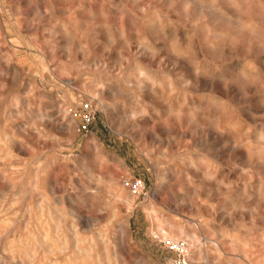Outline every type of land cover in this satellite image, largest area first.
Returning a JSON list of instances; mask_svg holds the SVG:
<instances>
[{
	"label": "rangeland",
	"instance_id": "rangeland-1",
	"mask_svg": "<svg viewBox=\"0 0 264 264\" xmlns=\"http://www.w3.org/2000/svg\"><path fill=\"white\" fill-rule=\"evenodd\" d=\"M168 238L264 264V0H0V264H166Z\"/></svg>",
	"mask_w": 264,
	"mask_h": 264
},
{
	"label": "built area",
	"instance_id": "built-area-1",
	"mask_svg": "<svg viewBox=\"0 0 264 264\" xmlns=\"http://www.w3.org/2000/svg\"><path fill=\"white\" fill-rule=\"evenodd\" d=\"M81 110L82 115L79 130L87 131L88 127L95 119L96 109L91 102H86L81 105ZM122 184L138 197L145 195V184L138 177H126L122 179ZM162 243L165 248L172 253V256L167 260L166 264H194L190 260L191 249L186 240L168 238L164 239Z\"/></svg>",
	"mask_w": 264,
	"mask_h": 264
},
{
	"label": "bare ground",
	"instance_id": "bare-ground-1",
	"mask_svg": "<svg viewBox=\"0 0 264 264\" xmlns=\"http://www.w3.org/2000/svg\"><path fill=\"white\" fill-rule=\"evenodd\" d=\"M195 3V2H194ZM207 6H208V4H207ZM222 16V15H221ZM150 54V53H149ZM148 55V54H147ZM156 57V56H155ZM180 57V56H179ZM176 61V60H175ZM190 65V64H189ZM183 66V65H182ZM187 67V66H186ZM189 68V67H188ZM186 69V68H185ZM204 70H206V69H204ZM201 75H202V73H201ZM209 80V79H208ZM204 81V80H203ZM112 85V84H111ZM118 86V85H117ZM144 87V86H143ZM147 87V86H146ZM205 88V87H204ZM209 88V87H208ZM115 89V88H114ZM210 89H211V87H210ZM192 103V102H191ZM19 111V110H18ZM8 112V111H7ZM16 112H17V110H16ZM9 115V114H8ZM30 115V114H29ZM46 115V114H45ZM12 116V115H11ZM38 116H40V115H38ZM192 116V115H191ZM190 116V117H191ZM44 118V117H43ZM48 118V117H47ZM194 118V117H193ZM53 120V119H52ZM55 120V119H54ZM7 135V134H6ZM3 160V159H2ZM194 166V165H193ZM94 197V196H93ZM15 203V202H14ZM44 204V203H43ZM40 205V204H39ZM42 205V204H41ZM3 206V205H2ZM4 207V206H3ZM48 207V206H47ZM16 209V208H15ZM58 209V208H57ZM14 210V209H13ZM15 211V210H14ZM45 211V210H44ZM50 213V212H49ZM55 213V212H54ZM52 214V213H51ZM50 214V215H51ZM57 214V213H56ZM29 216V215H28ZM58 220V219H57ZM56 221V220H55ZM4 224H5V222H4ZM72 224V223H71ZM83 224V223H82ZM3 226V225H2ZM39 226V225H38ZM56 226L57 227H60V225L59 224H56ZM73 227V226H72ZM77 227V226H76ZM42 228V227H41ZM53 228V227H52ZM37 229V228H36ZM39 230H40V228H39ZM75 232V231H74ZM40 235V234H39ZM38 235V236H39ZM56 236V235H55ZM37 237V236H36ZM59 239H61L62 240V242L64 243V244H70L69 243V241L67 240V236L66 235H62V236H59ZM56 240V239H55ZM101 240V239H100ZM215 241V240H214ZM78 242H79V240L75 237V235L73 236V239H72V241H71V244H73V246H74V248L76 249V250H79V251H81V248H79L78 247ZM104 242V241H103ZM5 243V242H4ZM106 243V242H105ZM213 243V242H212ZM217 243V242H216ZM14 244V243H13ZM216 245V244H215ZM54 246V245H53ZM218 246V245H217ZM34 247V246H33ZM220 248V247H219ZM6 250V249H5ZM10 250V249H9ZM31 251V250H30ZM8 252V251H7ZM12 252V251H11ZM13 253V252H12ZM73 253H75V252H73ZM61 254V253H60ZM77 255V254H76ZM10 257V256H9ZM8 257V258H9ZM30 257V256H29ZM78 257H82L81 255H79ZM84 257V256H83ZM86 257H89V256H86ZM67 259V258H66ZM78 259V258H77ZM10 261H11V263H14L15 262V257H13L12 256V254H11V259H10ZM77 261V260H76ZM80 261V260H79ZM98 262V261H97ZM116 262V261H115ZM115 262H114V264H115ZM2 263V262H1ZM70 263V262H69ZM72 263H74V262H72ZM47 264V263H46ZM77 264V263H76Z\"/></svg>",
	"mask_w": 264,
	"mask_h": 264
}]
</instances>
